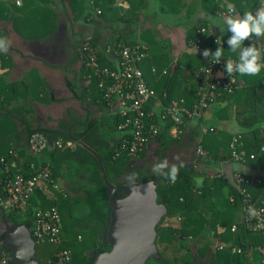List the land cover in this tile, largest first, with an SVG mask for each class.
I'll return each mask as SVG.
<instances>
[{"label": "trees", "instance_id": "16d2710c", "mask_svg": "<svg viewBox=\"0 0 264 264\" xmlns=\"http://www.w3.org/2000/svg\"><path fill=\"white\" fill-rule=\"evenodd\" d=\"M220 1L222 4L217 5L215 9L227 8V4L231 3L235 5L236 13L239 15L246 12L242 11L241 6L245 10L247 0ZM98 2L99 0H93L95 6ZM255 7L254 0L249 9L253 10ZM99 8L97 9L102 15L104 8L101 5ZM85 19L93 21L91 12L85 14ZM196 34L189 37V43L199 39L198 37L201 35ZM201 40L207 50L215 52L217 45L210 38ZM257 40L263 42L264 36L252 37L251 40L246 41L255 44ZM84 41L94 48L101 65H110L109 60L103 56V51L98 49L97 36L82 42ZM118 42L130 47L135 46V44L120 39L114 41L112 45ZM141 47L145 48L146 52V56L141 59L143 61L148 57L149 52L145 46ZM227 49L228 47L224 49V56L238 61L237 53ZM141 61L137 63L139 68ZM260 62L264 63V59L261 58ZM202 64L203 62L200 65ZM82 65L86 68L83 63ZM86 71L89 77L90 71L87 68ZM152 72L157 73L155 68L152 69ZM193 72L194 70L192 76ZM238 74H234L237 82L233 92H224L222 96L216 97L204 109L201 117L197 119L185 118L176 127H173L174 125L170 121L160 123L156 117L152 118V122L156 123L158 128V134L150 141L159 145L155 153L156 160L153 162H148L145 159L146 147L137 159L131 158L126 151L120 149L125 131L118 130L123 119L117 112L112 113L107 110L108 112L100 117L93 118L92 113L85 109L83 118H76L69 114L67 119L58 122L56 128H30L27 126L28 134L25 143L14 142L0 158L5 157L6 161H15L17 167L11 170V174L19 172L24 176L34 174L35 170L31 167L32 165L37 167L48 164L51 179L58 184L61 193L57 194L56 201H52L42 192L35 191L24 209L5 210L0 207V249L6 250L1 236L4 230L24 225L32 236L35 213L38 210L56 206L61 216L59 243H38L35 241L37 263L55 264L56 253L67 250L71 257L69 264H92L98 254L109 251L106 235L109 225L108 194L110 188L114 189L113 198L118 200L125 196L127 188L153 181L157 186V203L167 208L166 216L155 228V244L157 248L159 245H163L165 250L172 247L176 255L168 259L163 251L158 250L160 258L158 260L149 259L146 264H264V256L254 249L256 246L264 247V236L250 233L244 226L242 218L240 219L237 215L239 207L241 209L243 196L233 181L234 174L251 180L252 184L247 191L251 194L253 204L259 205L258 200L264 195V68L255 76L243 75L244 82L238 78ZM174 77L172 76V78ZM172 78L165 82V89L173 87ZM197 82L193 76L192 85L187 87L188 92L180 98L184 99L188 107L198 101ZM76 86V84H69L74 97L83 101V92L77 95ZM88 88L93 90L92 98L99 108L106 109V104L97 87L96 77H89ZM154 93V96L145 105L147 112H155L153 107L159 98L164 100L165 107L173 100H179L170 91L166 93L165 98L162 97V94L159 96L155 91ZM217 103L225 104L223 108L219 109V113L217 112L218 118L221 121L234 119L239 127L238 131L236 133L224 132V134L221 133V136H217L216 128L209 127L204 132L206 137L193 142V138L200 135V132L194 129L188 137V146L194 143V153L189 155L187 162L180 160L174 163L177 166L181 163L184 165L179 168L175 182H170L163 176L154 174L152 172L153 164L165 158L169 160V154L182 147L183 135L177 133L172 136L171 129L180 130L186 120H196V128H199L203 123L202 118L205 112ZM211 128L212 131L209 130ZM34 132L42 133L49 141L74 142L75 148L45 150L38 155L40 156L39 160L35 159V155L29 151L27 145L28 136ZM233 137L237 139L235 151L240 157L238 160L233 159L232 151L229 148ZM80 142L93 150L94 154L83 148ZM199 146L204 153L203 156L196 152ZM169 148L173 149L167 151ZM10 150L15 152V156L9 155ZM252 155L253 159L250 158ZM231 164L236 168L233 172L228 173L226 167ZM209 171L214 174L210 175ZM130 173L136 174L134 181L128 179ZM4 178L0 163V197L4 196L2 191L5 184ZM257 180H261V182L257 184ZM64 210L68 211V222L64 219ZM165 218H177L178 227L164 225ZM233 225L236 226V229L231 231ZM237 248L240 250L239 253L236 251Z\"/></svg>", "mask_w": 264, "mask_h": 264}, {"label": "crops", "instance_id": "0c3cea01", "mask_svg": "<svg viewBox=\"0 0 264 264\" xmlns=\"http://www.w3.org/2000/svg\"><path fill=\"white\" fill-rule=\"evenodd\" d=\"M221 4L220 0H99L95 6L93 0H0V38L8 45L7 52L0 51V156L14 142L25 143L27 126L56 128L69 114L83 118L85 109L93 118L108 112L93 100L86 68L78 57L80 42L94 36L101 52L117 39L145 46L148 57L139 66L149 87L163 98L168 91L178 99L184 97L193 82L192 71L203 62L188 45L196 29L205 26L221 39L220 46L229 50L227 39L231 34L226 30L225 16L215 14L216 10H227L215 9ZM100 5L104 8L102 15L96 13ZM252 5L253 0H247L242 11L255 14L256 7L249 9ZM87 12H91L93 21L85 19ZM255 42L260 49L264 46V41ZM250 45L243 42V47ZM170 78L173 87L167 90L164 84ZM238 78L244 80L240 74ZM70 83L77 85V95L83 92V101L74 97ZM164 106L159 98L153 109L159 112ZM224 106H211L199 128L196 120H186L180 130L171 129L172 136L183 135L182 147L173 153L186 158L193 152L194 143L188 146V137L194 129L200 135L193 142L206 137L204 132L209 127L216 128L217 136L236 133L239 127L234 119L218 118L217 112ZM158 147L150 141L145 156L149 154L155 161ZM235 168L231 164L226 171L231 173ZM237 215L242 218L240 207Z\"/></svg>", "mask_w": 264, "mask_h": 264}, {"label": "built area", "instance_id": "2783aa9c", "mask_svg": "<svg viewBox=\"0 0 264 264\" xmlns=\"http://www.w3.org/2000/svg\"><path fill=\"white\" fill-rule=\"evenodd\" d=\"M255 2L256 10L264 4V0H255ZM96 13L99 14L100 11L96 10ZM215 14L226 16L229 13L228 10H216ZM196 32L203 39L210 38L214 44L219 38L212 35L205 26L199 27ZM201 39L189 43V47L195 50L203 61V64L193 72L194 78L198 81V101L188 107L184 99L173 100L159 112H147L145 108L147 101L155 94L154 90L146 83L141 69L137 66V63L146 56L145 48L139 45L130 47L120 42L108 45L103 53L110 65H101L94 48L87 41L80 44L78 48L79 60L90 71L89 77H96L97 87L106 104V109L112 113L117 112L123 119L118 126L119 131H125L120 149L126 151L131 158L137 159L149 141L158 134V128L156 123L152 122V118L156 117L160 123L170 121L173 123V127H176L185 118L197 119L201 117L204 109L216 97L222 96L224 92L232 93L236 88L235 73L229 76L224 71V63L229 59L235 60L231 57L222 56L219 64H212L211 58H204L202 55L207 48L202 45ZM261 49H264V46ZM261 58L264 59V51H262ZM209 130L212 131V128ZM236 142L237 139L233 137L229 146L234 160L240 159L235 151ZM27 145L33 155H39L45 150L75 148L74 142L49 141L40 132L31 133L28 136ZM197 153L201 156L204 155L200 146L197 148ZM9 155L15 156V152L10 150ZM250 158L253 159L254 156L252 155ZM0 163L5 176V184L2 188L4 196L0 197V207L3 209H24L35 191L42 192L49 200L56 201L58 199L57 194L61 193V189L58 184L52 181L48 164L37 167L32 165L31 167L35 170L34 174L24 176L19 172L11 174V170L17 167L15 161H6L5 157H1ZM233 179L243 196L241 220L244 226L250 233L264 236V195L258 200L259 205H254L251 194L247 191L252 181L237 174L233 175ZM260 182L261 180H257L256 183L259 184ZM250 207L256 209L257 215L255 217H249L247 210ZM34 217L32 225L34 242L58 244L61 216L57 207L51 206L46 210H38ZM235 229L236 226L233 225L231 231ZM254 249L264 256V247L256 246ZM236 251L240 252L238 248ZM70 258L67 250L58 251L55 255V264H69ZM0 264H12L10 253L6 250L0 249Z\"/></svg>", "mask_w": 264, "mask_h": 264}, {"label": "water", "instance_id": "95a60500", "mask_svg": "<svg viewBox=\"0 0 264 264\" xmlns=\"http://www.w3.org/2000/svg\"><path fill=\"white\" fill-rule=\"evenodd\" d=\"M80 145L94 154L84 143L80 142ZM101 173L104 177L102 170ZM156 187L153 181L133 185L118 200L113 198L114 189L110 188L106 235L109 251L98 254L92 264H146L149 259L160 258L155 228L166 216L167 208L157 203ZM1 236L12 264H38L35 242L26 226L4 230Z\"/></svg>", "mask_w": 264, "mask_h": 264}, {"label": "clouds", "instance_id": "9594fccd", "mask_svg": "<svg viewBox=\"0 0 264 264\" xmlns=\"http://www.w3.org/2000/svg\"><path fill=\"white\" fill-rule=\"evenodd\" d=\"M228 15L224 18L226 30L231 34L227 39L229 49L233 53L238 52V61L231 59L224 63V71L230 76L233 73L240 75L255 76L260 73L264 68V63H261V54L264 49L258 48L254 43L248 47H243L245 40H251L252 37L264 36V4L259 7L255 14L252 12H245L242 16L236 13L234 4H227ZM215 52L205 49L202 53L204 58H211L212 64H219L223 55L224 49L220 46L221 40L218 38ZM8 45L6 39L0 38V51L7 52ZM184 165L181 163L179 166L176 164L169 165V161L165 158L152 166V172L156 175L163 176L170 182H175L179 168ZM167 170V171H165ZM136 178L135 173H130L128 179L134 181ZM249 217H255L257 211L254 207L248 210Z\"/></svg>", "mask_w": 264, "mask_h": 264}, {"label": "rangeland", "instance_id": "374dc122", "mask_svg": "<svg viewBox=\"0 0 264 264\" xmlns=\"http://www.w3.org/2000/svg\"><path fill=\"white\" fill-rule=\"evenodd\" d=\"M197 152V151H196ZM191 154H193V152H191ZM169 157L170 159L168 160L169 161V165H172L178 161H183V162H187L188 159H189V156H187L186 158L185 157H178V154L176 153H170L169 154ZM145 159L146 161L148 162H153V158H151V156L149 154H147V156H145ZM210 172V171H209ZM211 174H214V172H210V175ZM63 184V182H62ZM63 215H64V219L65 221H69V215H68V211L67 210H64L63 211ZM164 225H169V226H172V227H178L179 225V222H178V219L177 218H165V220L163 221ZM1 229V228H0ZM158 250L159 251H163L164 255L168 258V259H171L175 254V252L172 250V247H169L167 248L166 250L163 248V245H159L158 246Z\"/></svg>", "mask_w": 264, "mask_h": 264}, {"label": "flooded vegetation", "instance_id": "af4514ba", "mask_svg": "<svg viewBox=\"0 0 264 264\" xmlns=\"http://www.w3.org/2000/svg\"><path fill=\"white\" fill-rule=\"evenodd\" d=\"M139 165L141 164V163H138ZM136 165V164H135Z\"/></svg>", "mask_w": 264, "mask_h": 264}, {"label": "bare ground", "instance_id": "6f19581e", "mask_svg": "<svg viewBox=\"0 0 264 264\" xmlns=\"http://www.w3.org/2000/svg\"><path fill=\"white\" fill-rule=\"evenodd\" d=\"M32 237V236H31Z\"/></svg>", "mask_w": 264, "mask_h": 264}]
</instances>
